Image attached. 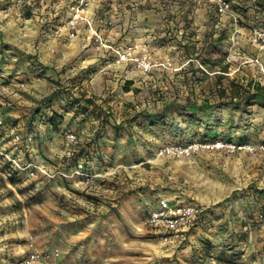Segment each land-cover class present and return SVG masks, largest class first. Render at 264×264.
<instances>
[{
    "label": "rangeland",
    "instance_id": "1",
    "mask_svg": "<svg viewBox=\"0 0 264 264\" xmlns=\"http://www.w3.org/2000/svg\"><path fill=\"white\" fill-rule=\"evenodd\" d=\"M252 4L222 13L218 0H101L97 29L119 36L118 45L105 43L137 45L138 56L147 48L152 70L93 38L111 52L100 56L107 68L75 73L39 68L26 56L34 55L28 27L41 22L32 9L42 5L0 0V43L9 48L4 57L0 51V119L25 123L50 98L64 114L55 131L36 117L37 152L13 140L22 126L0 124L4 147L51 174L12 183L0 160V264H16L30 238L40 249L58 250L60 264H264V95L230 101L231 86L245 96L239 85L259 76L244 57L253 54L249 25L264 24V10ZM125 62L146 73L135 75L128 91ZM68 130L77 143H68ZM194 141L204 146L190 156L159 155L161 147ZM160 197L204 206L203 223L180 250L146 231L149 203Z\"/></svg>",
    "mask_w": 264,
    "mask_h": 264
},
{
    "label": "built area",
    "instance_id": "2",
    "mask_svg": "<svg viewBox=\"0 0 264 264\" xmlns=\"http://www.w3.org/2000/svg\"><path fill=\"white\" fill-rule=\"evenodd\" d=\"M31 1V0H30ZM40 5H46L47 0H36ZM94 0H69L70 15L66 19V26L69 31V36L73 37L78 31L80 23H86L92 32L94 39L111 48L120 57L121 60L135 61L139 67L144 71L152 70L153 64L149 59L147 48H143V54L138 56L136 53L137 45L131 44L125 47H115L105 43V39L101 32L94 27L92 20L87 16V7ZM219 9L225 13L230 8L231 4L226 0H218ZM62 28L53 27L54 35H59ZM249 41L257 46L260 50H264V25L254 24L249 29ZM246 61L252 62L258 66L259 83L264 86V62L258 56L246 57ZM5 93L2 81H0V103L5 102ZM3 121L0 119V124ZM13 140L16 143L23 144L26 147H32L35 150V134L30 132L22 135L19 131H13ZM66 138L68 143H77V134L72 131H66ZM204 144L194 141L186 144H170L161 147L159 155L179 154L190 156L198 151ZM218 146H228L231 150L237 148H245V145H237L235 143H218ZM264 148V147H263ZM0 160L11 162L16 168L20 170H27L29 174L34 176L38 173L51 175L47 168L36 161L23 162L13 151L8 150L0 143ZM204 206L195 202H185L177 200L170 202L162 200L157 206L153 207L148 213V224L151 227L153 235L159 237L162 241L169 244H178L185 240L191 230L198 227L202 223L201 215ZM27 251L17 259V264H58L60 253L55 249H40L33 238H30L26 244Z\"/></svg>",
    "mask_w": 264,
    "mask_h": 264
},
{
    "label": "crops",
    "instance_id": "3",
    "mask_svg": "<svg viewBox=\"0 0 264 264\" xmlns=\"http://www.w3.org/2000/svg\"><path fill=\"white\" fill-rule=\"evenodd\" d=\"M129 4L134 6L133 2L132 3L130 2ZM123 8L127 11V7L125 5H123ZM101 9H102L101 0H94L90 2V4L87 7L86 14L92 20L96 28L98 27V22L96 19L97 16L101 13L100 11ZM32 11H34L35 13L33 14V17H35V19H38L41 22L39 23V26L38 24H35L36 23L35 22L33 23L32 26L30 25V27H28L30 40L27 43V46L41 62L49 66L51 69L65 67V68H70L71 71L76 70L75 73L82 69L93 66H97V67L100 66L101 67L100 69L107 68L101 66L100 61L102 60L100 56L105 55L104 54L105 52H109V54L111 52L108 51V49L104 48L103 46L98 45V43H95V41L93 42L94 37L92 36L91 31L87 28L86 23L83 22L79 24V28L75 36L73 37L69 36V31L66 26V19L70 15V5L68 0H58V2H54V0H47L46 5H43L41 9L40 7H38L36 9H32ZM37 11L38 13L36 14ZM29 21L30 20H28V22ZM45 23L47 24L48 27L44 29L45 26L43 27V25ZM53 27L56 28L61 27L62 28L61 33L59 35H54L52 31ZM100 32L104 36L105 41L114 45H118L117 40L119 36H117V32L112 31L111 33H107L102 30ZM17 38L19 37L17 36ZM252 49H253V54L251 55L258 56L264 62V50H260L255 45H253ZM247 56L248 55L244 54V57ZM126 64L127 62L121 64V66H123L121 70V75L122 72L123 73L126 72L127 75L124 74V78H126L127 80H132L133 81L132 84L135 83V75H140L144 77L146 76V73L143 70H138L130 67L127 68L126 66L128 65ZM253 65L256 67L255 64ZM104 73L105 72L103 71V73L100 72L95 76L93 80L96 82V85H99L102 78H104L102 76L104 75ZM107 80L108 82H112L110 79ZM253 82L259 83L258 78L257 79L255 78ZM5 91L6 90L4 89V92ZM40 144L42 145V140L36 138V143L34 144V146L40 147ZM162 200H168L170 202H174V200L171 198L160 197L158 199L152 200L149 203V205L155 207ZM148 209L149 211L151 210L150 208ZM196 228H194L193 230H195ZM150 229L151 227L148 224V218H147L146 231L149 233V235L160 240L163 244H165L168 247V249L171 248L174 251L180 250L183 246L186 245V243L189 240H191L192 238L191 232L193 231L191 230L187 238L182 242L178 244H169L162 241L159 237L153 235ZM58 264H60L59 261Z\"/></svg>",
    "mask_w": 264,
    "mask_h": 264
},
{
    "label": "trees",
    "instance_id": "4",
    "mask_svg": "<svg viewBox=\"0 0 264 264\" xmlns=\"http://www.w3.org/2000/svg\"><path fill=\"white\" fill-rule=\"evenodd\" d=\"M226 1L229 2L232 7H235L238 10H239V8L246 9L247 7H246L245 4L248 1H252L253 2L252 5L255 8H259V9H263L264 10V0H226ZM237 5H240V7L237 6ZM254 24H260V23L259 22L251 23L249 25V29ZM4 49H6V50L9 49L8 48V44L0 43V51L2 52V55H3ZM24 55H25V53H24ZM26 56H27V58L30 61L32 60V62H33L32 64L34 66H38L39 68L40 67L43 68V66L45 67L44 63L41 62L37 58L36 55L27 54ZM3 57H4V55H3ZM227 68L228 67L225 66V67H223L222 70L223 71H227ZM55 80L59 81L58 77ZM60 82H61V80H60ZM132 83H133L132 80H126V83L124 85L125 90L128 91L130 89V85ZM236 86L237 85L231 86V89L233 90V94L230 96V101L234 102L235 104H239L243 100H244V102L246 104H248L251 97L258 96V95H264V87L260 83L249 81L245 88L243 87V85H239L240 88L246 92L245 96L241 95L242 92H240L239 88L237 89V92H240V93H238V94L235 93ZM252 88H253V91H252ZM58 92H60V90H58ZM223 92H227V90L225 89V91H223ZM69 100L71 101V104H75V103L77 104L78 103L77 98L75 96L71 95V94H69ZM85 100L88 101V102H91L90 99H85ZM40 114H42L44 116V119H45V121L47 123L48 128L51 129V130H54V131L57 130L59 128L60 124L64 121V114L61 113V107L60 106L57 107L55 105L53 99L50 98L49 100H47L46 103H44V105L35 106V107L32 108L30 116H28L29 118L27 119V122H25V123L22 122L21 118L5 117L3 125L7 126V127H13V128H15V126H17V128L18 127L20 128V126H22L23 129L21 131V134L24 135V139H25V135L33 131V127H34L33 125H34V122H35L34 120ZM6 130H7L6 127L4 129L0 128V131H1L0 136L6 134L5 133ZM36 138H37V135L35 134V140H36ZM35 143H36V141H35ZM29 159L33 160V158H31V157ZM3 162L4 163L1 166V168H3L4 170L6 169V172L8 173V178H9V180L12 183L13 182L16 183V182H18L20 180H25V177H23L24 174H26L27 176L29 175V171L20 170V169L16 168L9 161H3ZM38 175L39 176L41 175L40 177H45V175L43 173H38ZM40 179L41 178L32 181L31 184L37 183L38 180H40ZM263 215H264V213H263ZM203 218H204V210H203L202 215H201L202 223H203Z\"/></svg>",
    "mask_w": 264,
    "mask_h": 264
}]
</instances>
